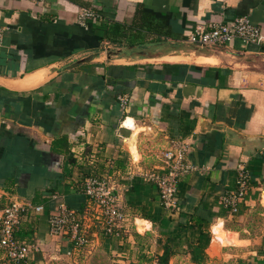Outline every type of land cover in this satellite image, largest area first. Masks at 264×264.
I'll return each instance as SVG.
<instances>
[{
    "label": "crops",
    "instance_id": "1",
    "mask_svg": "<svg viewBox=\"0 0 264 264\" xmlns=\"http://www.w3.org/2000/svg\"><path fill=\"white\" fill-rule=\"evenodd\" d=\"M241 15L264 35V0H0V213L16 199L44 206L20 227L35 264H160L165 246L168 264H264V46L188 41ZM181 147L191 169L170 210L144 174L166 172L162 152ZM241 169L249 185L232 213L220 198ZM88 177L112 182L132 232L92 226L83 259L47 218L62 202L87 231ZM218 221L236 243L214 246Z\"/></svg>",
    "mask_w": 264,
    "mask_h": 264
},
{
    "label": "built area",
    "instance_id": "2",
    "mask_svg": "<svg viewBox=\"0 0 264 264\" xmlns=\"http://www.w3.org/2000/svg\"><path fill=\"white\" fill-rule=\"evenodd\" d=\"M80 20L92 17L93 13L82 8L79 11ZM2 32L0 30V41ZM238 40L243 44L264 46V35L260 28L254 24L248 16L241 15L233 20L223 23H214L210 28L204 25H197L188 37V41L199 47H227ZM121 104L127 100L120 97ZM184 147L177 151L166 149L162 152V158L167 168L166 172L156 171L144 174V178L154 184L158 190L160 203L170 210L179 208L178 184L182 173L191 169V166L184 162ZM249 185L248 174L241 169L236 178V188L233 191L223 194L220 201L230 212L238 210L240 202L244 199ZM82 192L88 199L90 209L95 213L93 225L80 228V221L74 209L68 208L64 203L58 204L56 212L49 214L47 218L48 233L54 236H62L68 241L75 243L73 250L90 244L91 227L101 224L105 236H117L124 238L131 234V224L128 214L122 209L118 197L114 192V185L107 179L88 177L84 181ZM44 210L42 204H30L22 200H12L0 213V264L7 261H26L31 253L39 250L34 242L19 241L15 238V232L23 218L28 213H40ZM91 210V212H93ZM82 232V233H81Z\"/></svg>",
    "mask_w": 264,
    "mask_h": 264
},
{
    "label": "trees",
    "instance_id": "3",
    "mask_svg": "<svg viewBox=\"0 0 264 264\" xmlns=\"http://www.w3.org/2000/svg\"><path fill=\"white\" fill-rule=\"evenodd\" d=\"M84 205H86V203H84ZM77 215H80L77 213ZM79 217V216H78ZM79 221H80V228L83 227V222H84V218L82 217H79ZM199 221V220H198ZM23 222L20 223L19 225V228L16 230L15 232V238L19 241H24V242H34V243H37V240L35 237H33L32 233H33V230H29V231H25V230H21L20 227L22 225ZM97 230H99L101 233L104 231V229L102 228L101 224H97V226H95ZM20 229V230H19ZM82 233V232H81ZM90 234V233H89ZM71 245V247L73 248V246L75 245L74 242L72 241H68ZM86 246H84L83 248H85ZM82 248V247H81ZM80 250V249H79ZM0 252H1V249H0ZM40 248L38 251H34L31 253V256L26 260H19L18 262H14V261H7L6 264H35V261H38L40 258L37 257V256H40ZM74 253V252H73ZM171 251L169 249V247L165 246L164 247V252L162 253V255L158 258L159 260V263L160 264H168V258H169V255H170ZM37 254V255H36ZM35 255L37 258H35ZM33 257V258H32Z\"/></svg>",
    "mask_w": 264,
    "mask_h": 264
},
{
    "label": "bare ground",
    "instance_id": "4",
    "mask_svg": "<svg viewBox=\"0 0 264 264\" xmlns=\"http://www.w3.org/2000/svg\"><path fill=\"white\" fill-rule=\"evenodd\" d=\"M201 58V56H200ZM201 60H205V61H212L211 59H207V58H201ZM124 124L126 126H129L130 128L134 129V132L139 131L140 128H137L134 126L133 121L131 119H126ZM132 151L133 153L135 152L134 146H132ZM137 227L140 230H145L146 227L149 226L150 223H148V221L141 219V218H137L135 220ZM212 231H213V235H214V246H217L219 244H228V243H236L237 242V238L238 235L236 232H231L229 230H226L225 228H223V224L222 221H218L216 224H214L212 226ZM212 242V243H213Z\"/></svg>",
    "mask_w": 264,
    "mask_h": 264
},
{
    "label": "rangeland",
    "instance_id": "5",
    "mask_svg": "<svg viewBox=\"0 0 264 264\" xmlns=\"http://www.w3.org/2000/svg\"><path fill=\"white\" fill-rule=\"evenodd\" d=\"M89 250H91V248H89V246H86L85 248L82 247V248H80V250L79 249L76 250L75 253H73V254H75L77 257H81V258H83L85 255L88 257L89 255L94 253L93 250H91V251H89ZM110 255H111V253H110ZM83 259H85V258H83ZM82 264H83V262H82ZM84 264H86V263L84 262ZM206 264H222V261L219 259H216L214 262H209Z\"/></svg>",
    "mask_w": 264,
    "mask_h": 264
}]
</instances>
